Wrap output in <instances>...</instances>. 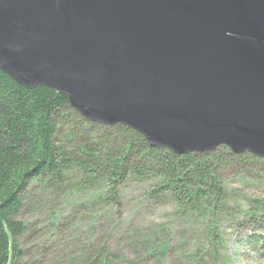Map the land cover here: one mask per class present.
<instances>
[{
	"label": "water",
	"instance_id": "95a60500",
	"mask_svg": "<svg viewBox=\"0 0 264 264\" xmlns=\"http://www.w3.org/2000/svg\"><path fill=\"white\" fill-rule=\"evenodd\" d=\"M0 72L150 149L264 160V0H0Z\"/></svg>",
	"mask_w": 264,
	"mask_h": 264
},
{
	"label": "trees",
	"instance_id": "16d2710c",
	"mask_svg": "<svg viewBox=\"0 0 264 264\" xmlns=\"http://www.w3.org/2000/svg\"><path fill=\"white\" fill-rule=\"evenodd\" d=\"M65 130L67 139L62 135ZM101 139L105 140L102 144ZM222 156L229 161L244 158L253 164L264 163L249 155L236 156L226 147L185 156L150 149L133 130L89 123L70 108L65 96L45 87L26 90L0 72V264L23 261L21 239L30 225L21 218L26 206L40 203L44 190L48 199L49 193L67 199L65 189L73 180L76 195L85 184L100 186L88 201L63 202L74 209H92L91 230L111 221L118 238L124 232L139 234L133 229L138 213L130 214L129 223L120 221V214L126 204L123 190L127 184L142 182L146 189L138 199L139 207L171 203L178 209L177 215L203 219L204 229L219 244V222L238 214L237 209L228 208L220 181ZM240 165L238 160L236 166ZM249 177L246 172L242 178ZM245 216L256 231L254 240L264 249V214L253 211ZM58 217V209L51 211V238L66 228ZM165 245L158 247L162 254L170 250ZM97 256V264H111L107 251Z\"/></svg>",
	"mask_w": 264,
	"mask_h": 264
},
{
	"label": "rangeland",
	"instance_id": "374dc122",
	"mask_svg": "<svg viewBox=\"0 0 264 264\" xmlns=\"http://www.w3.org/2000/svg\"><path fill=\"white\" fill-rule=\"evenodd\" d=\"M66 131L62 135H66L67 139ZM102 142L105 140L101 139ZM106 145L109 146L103 144ZM217 155L220 156V152ZM244 155L248 154L236 156ZM222 157L224 160L218 169L220 181L225 188L228 208L237 209L238 214L234 215L235 219L219 222V229L216 230L219 244H214L212 236L204 229L203 219L179 216L176 214L178 209L171 203L157 208L148 205L139 207L138 199L146 189L142 182L127 184L123 190L126 204L120 214V221L127 220L129 223L130 214L138 213L132 228L139 234L127 235L124 232L118 238L111 221L91 230L93 210L70 208L63 202L88 201L97 194L100 186L97 183L85 184L76 195L74 189L77 183L73 180L65 189L67 199L60 196L56 199L50 193L48 199L44 190L41 191L44 195L40 203L26 206L21 218L30 225L26 236L21 239L24 258L20 264H97V255L102 250L108 252L111 264H264V249L254 240L256 231L245 216L253 211L264 214V163L253 164L244 158L229 161L227 157ZM238 160L240 166H236ZM244 171L250 174V180L242 178L246 174ZM239 172L243 173L242 177ZM55 209L59 210V223L63 222L66 228L63 233L51 238L49 216ZM160 245L168 246L170 250L162 254L163 251L158 249Z\"/></svg>",
	"mask_w": 264,
	"mask_h": 264
}]
</instances>
